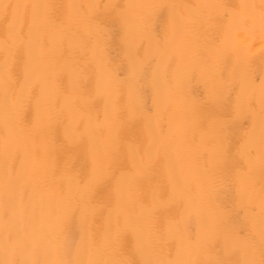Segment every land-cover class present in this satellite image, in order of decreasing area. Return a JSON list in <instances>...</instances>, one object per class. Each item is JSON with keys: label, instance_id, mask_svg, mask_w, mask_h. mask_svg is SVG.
Here are the masks:
<instances>
[{"label": "clouds", "instance_id": "obj_1", "mask_svg": "<svg viewBox=\"0 0 264 264\" xmlns=\"http://www.w3.org/2000/svg\"><path fill=\"white\" fill-rule=\"evenodd\" d=\"M117 3L0 0V264H264V80L220 74L230 54L245 60L241 30L264 39V0ZM111 11L115 62L99 19ZM194 76L217 106L239 84L230 118L202 125ZM249 118L229 175L221 129ZM233 184L229 210L218 197Z\"/></svg>", "mask_w": 264, "mask_h": 264}, {"label": "bare ground", "instance_id": "obj_2", "mask_svg": "<svg viewBox=\"0 0 264 264\" xmlns=\"http://www.w3.org/2000/svg\"><path fill=\"white\" fill-rule=\"evenodd\" d=\"M116 8L122 9L125 7V0H118L115 5ZM227 7L238 8L239 0H227ZM63 5L58 6V11H62ZM9 16H5L2 23H0V36H6L7 34V24ZM62 18V17H58ZM100 22L107 26L111 32V41L109 48V55L113 61H120L123 57L124 45L122 43L123 37V27L119 16L115 11L107 12L102 14L100 17ZM168 23L167 11L161 12L155 21V30L158 35H163L166 30ZM25 24L27 25V15L25 17ZM219 38V37H217ZM239 40L241 42L240 47L242 53L245 55V60L236 61L234 55H229L224 61V65L221 69V75L228 78L229 72L233 69V65L236 64V72L239 71L241 65L244 66L246 72L248 73L251 81L254 84H260L264 80V39L261 38L259 31L250 32L247 29L241 30L239 33ZM23 59L22 53L18 54L17 60V75H19L20 62ZM235 74V72H234ZM239 90V84L233 86V91L229 96L228 102L217 106L213 104L210 100L206 99V89L203 84L197 82L196 77H193V84L191 94L195 98L197 103V112L202 120V125L207 127L208 121L216 117L230 118L233 114V104L236 92ZM255 101H253V107H255ZM30 115V114H29ZM251 124V119H247L244 125L241 126L239 121H233L228 124L227 127L221 129L222 140L227 144V154L224 164V169L229 175H234L236 170L242 167V162L237 156V149L243 138V131L246 130L247 126ZM130 137L139 138L141 135V130L139 125H134L128 130L127 133ZM260 176L264 177V172L259 173ZM259 183V181H258ZM101 199L105 198L108 193L107 189H102L98 193ZM237 195L235 190V185H230V187L221 193L218 197L220 205L229 210H235L237 204ZM243 216V210L235 212L231 220L234 226L243 235L247 231V222L241 219ZM215 249L218 250V254L223 255V249L221 243L217 241ZM239 253H233L230 259L238 260Z\"/></svg>", "mask_w": 264, "mask_h": 264}]
</instances>
